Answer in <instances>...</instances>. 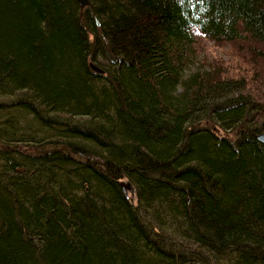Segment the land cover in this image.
Masks as SVG:
<instances>
[{
	"label": "trees",
	"instance_id": "16d2710c",
	"mask_svg": "<svg viewBox=\"0 0 264 264\" xmlns=\"http://www.w3.org/2000/svg\"><path fill=\"white\" fill-rule=\"evenodd\" d=\"M198 32L264 47V0H0V264H264V64Z\"/></svg>",
	"mask_w": 264,
	"mask_h": 264
},
{
	"label": "rangeland",
	"instance_id": "374dc122",
	"mask_svg": "<svg viewBox=\"0 0 264 264\" xmlns=\"http://www.w3.org/2000/svg\"><path fill=\"white\" fill-rule=\"evenodd\" d=\"M195 44L199 58L208 69L216 70V73L237 76L245 75L250 78L258 70L254 69V60L261 59L264 64V47L256 45L249 40L216 43L198 32ZM261 73L264 74V69ZM0 101H5L3 102L5 104L10 102L11 98L5 96L0 98ZM217 131L220 132L218 129ZM128 197L134 204H137L136 193L128 192Z\"/></svg>",
	"mask_w": 264,
	"mask_h": 264
},
{
	"label": "water",
	"instance_id": "95a60500",
	"mask_svg": "<svg viewBox=\"0 0 264 264\" xmlns=\"http://www.w3.org/2000/svg\"><path fill=\"white\" fill-rule=\"evenodd\" d=\"M81 7L85 8L90 4V0H79ZM92 68L99 73H102V69H100L99 67H97L94 63L92 64ZM260 139L262 141H264V134L260 135ZM121 186L124 189L125 193L128 195V192H131L132 194L136 193V189L134 187V185L130 182V181H123L121 182Z\"/></svg>",
	"mask_w": 264,
	"mask_h": 264
},
{
	"label": "bare ground",
	"instance_id": "6f19581e",
	"mask_svg": "<svg viewBox=\"0 0 264 264\" xmlns=\"http://www.w3.org/2000/svg\"><path fill=\"white\" fill-rule=\"evenodd\" d=\"M85 9V8H84Z\"/></svg>",
	"mask_w": 264,
	"mask_h": 264
}]
</instances>
